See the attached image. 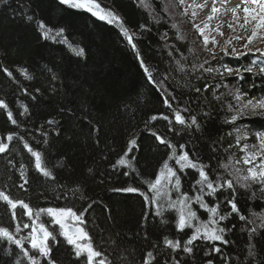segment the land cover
<instances>
[{
	"label": "trees",
	"instance_id": "obj_1",
	"mask_svg": "<svg viewBox=\"0 0 264 264\" xmlns=\"http://www.w3.org/2000/svg\"><path fill=\"white\" fill-rule=\"evenodd\" d=\"M98 1L120 18L130 32L131 44L117 25L61 5L59 0L0 3V101L7 105L0 108V143L8 145L0 153V192L28 204L33 212L72 208L83 216V228L108 264H143L148 252L155 257L152 264H264V228L250 217L253 211H262L264 197L256 199L252 188L243 191L236 186L239 213H232L228 205L232 190L224 188L214 197H204L210 207L219 204L220 214L226 216L219 226L225 228L227 243L197 240L188 245L191 253L183 247L192 231H177L175 212L157 216L138 193L114 191L127 187L146 191L144 181L153 180L168 159L171 149L160 144L153 132L175 145L178 155L184 145L191 159L208 165L211 179L223 175L218 165L232 154L239 155L236 147L229 148L235 144L234 128L254 135L264 131V112L250 113L236 125L225 123L232 115L226 109L228 102H234L232 92L239 89L248 94L246 98L264 96V74L253 60L260 55L248 51L225 55L219 50L213 59L200 47L203 38L195 34L198 42L193 44L189 33L185 38L159 0H148V10L146 0ZM27 16L33 19L28 21ZM38 22L52 29L49 39L43 37ZM61 29L63 35L57 36ZM64 40L82 48L84 55H75ZM141 60L151 72V81ZM225 65L241 68L244 78L204 71L211 67L223 72ZM246 67L253 72L244 71ZM213 93L222 99L218 102ZM165 99L171 108L165 106ZM184 109L181 115L186 120L195 116L199 131L175 123V111ZM9 111L16 124L8 119ZM153 116L157 119L152 120ZM132 140L136 146L127 155ZM24 143L42 154L54 179L36 170ZM121 158L132 167L121 166ZM178 174L182 192L192 195L198 172L185 169ZM248 195L252 196L249 202ZM12 212L0 201V227L12 228ZM54 235L49 259L57 264H85L86 259L77 258L56 230ZM165 237L179 240L181 248L167 247ZM20 251L0 237V264H30ZM33 256L40 264H48V259Z\"/></svg>",
	"mask_w": 264,
	"mask_h": 264
},
{
	"label": "snow or ice",
	"instance_id": "obj_2",
	"mask_svg": "<svg viewBox=\"0 0 264 264\" xmlns=\"http://www.w3.org/2000/svg\"><path fill=\"white\" fill-rule=\"evenodd\" d=\"M7 2L8 0H0V3ZM141 2L143 3V0H141ZM228 2L229 0H211V13L216 14L221 11V9H218L215 6L217 3L226 6ZM59 3L72 9L88 12L97 19L106 21L109 24H119L122 33L128 39L129 43H132V37L128 34L127 29L124 28L120 18L112 11L103 8L97 2V0H59ZM178 3L180 5H184L185 0H178ZM241 5H243L242 8ZM206 6L207 0L204 5H188V7L193 8L200 7L201 10H203V8ZM230 11L233 15V20L238 24L241 19L238 13L242 11L243 23L239 24L241 28H245L249 24L252 25L251 36L247 38L248 42L244 45V48L247 49L248 45L257 38L258 32L264 31V0H240V4L232 7ZM185 14H187V8L185 9ZM192 15L195 16L196 12L193 11ZM26 19L31 21L33 18L31 16H27ZM208 19H213V15H209ZM38 27L42 30L43 37L45 39H49L52 29L46 28L43 22H38ZM194 27L203 37V45L205 49L211 53L213 59H216L217 53L214 51V49L208 48V44L210 42L214 46L216 45L215 39L213 38L210 41L209 35L205 33V29L208 28V25L205 24L203 28L200 27V25H195ZM232 27L233 25L229 24V28ZM215 30L220 35H223L222 32H219V27H217ZM56 35L62 36L63 29L56 32ZM261 38L264 39V37ZM236 39H239V37ZM63 42L68 44L67 40H64ZM226 44H230V41H226ZM68 47L75 55H84V50L82 48H74L71 44H68ZM133 48H135V45H133ZM221 51L225 55L241 56L247 54L246 52L237 53L234 47L231 49V52H229L227 48H221ZM257 51L259 52L260 56L264 57V50L257 49ZM205 63L209 62L205 61ZM141 67L151 81V72L144 65L142 60ZM199 67L203 68L204 66L202 64ZM204 71L208 73L216 72L221 77H223L225 74L232 75L235 73L240 79L244 78L241 68L239 67L232 68L225 65L223 72H221L219 69H213L211 67L204 69ZM244 71L251 73L253 72V68L246 67L244 68ZM258 71L260 74H264V67H260ZM7 74L9 76L12 75L10 72ZM24 74L26 79H30L26 72ZM219 87L220 85H216V88ZM224 87H227V85H224ZM207 88L208 86H206L204 90L207 91ZM196 91L199 92L200 89L197 88ZM213 95L218 102L222 99L221 96H216L215 93H213ZM231 95L234 102H228L226 109L227 112L232 113V115L230 117H226L225 123L236 125L238 120L247 117V115L250 113L256 114L258 112H264V96L259 98L254 96L251 98H246L248 94L241 92L239 89H237L235 92H232ZM164 104L168 108L172 107L171 103L167 99L164 100ZM0 108L7 109V105L0 101ZM25 111H27V109H25ZM181 111H186V109L175 111V123L183 126L186 129L195 127V129L199 131L200 124L198 123L197 118L192 116L189 118V120H186L185 117L181 115ZM7 115L8 119L13 124L17 123L16 120L13 119V115L10 111L7 113ZM151 119L156 120L157 117L153 116ZM162 119L169 120L167 116H163ZM48 123L52 124L54 121H48ZM169 123L171 124L172 121L169 120ZM233 131L236 134L235 144H230L229 148L236 147L241 153H243V155L239 158H236L235 154H232L229 156L226 163H221L218 166L223 168L229 176H232L233 172L237 174L243 173L242 175H237L235 177L236 183L239 184L240 187L247 190L251 189L253 186H259L258 191L264 193V132L255 133L254 143H241L242 141H247L249 139L248 133L239 127H235ZM152 135L155 136L156 140L160 144L166 145L168 149H171V153L168 155V159L163 162L155 178L153 180L144 181V183L147 185V193H151V196L136 187L114 189V191L138 193L144 198L146 203L157 207V211L155 213L157 216L163 217L165 211H174L178 217L176 219L177 231L183 232L186 228L192 229V233L186 240L183 247V251L186 253L192 252V248L188 245H192L194 241L199 239H205L209 242L219 241L221 243H227L223 236L225 228L219 226V222L225 220L226 216L220 214L219 204L210 207L209 204L204 200V194L205 190H207L206 194L208 196L214 197L218 191L224 188L232 190V198L228 200V205L230 206L232 213H239V209L234 199L236 184H234L233 180L231 179H225L223 175H217L215 180L211 179L209 172L206 170L208 165H205L198 160L191 159L189 153L184 151V145H180V154L178 155L175 145H173L170 141L166 140L155 132H153ZM228 135L232 136L233 133L229 132ZM12 139V135L7 137L8 141H11ZM135 146L136 141H130L129 151H131ZM24 148L27 149V151L34 157L36 170L40 172L45 178L54 179L52 172L49 171L43 164L42 154L38 151H35L27 143H24ZM7 149L8 145L6 143H0V153H4ZM169 161H174L175 165L178 167H174L169 163ZM118 163L124 167H132L130 161L124 158H121ZM237 165H243L246 167H237ZM185 169H194L196 172H198L199 178L196 180V185L199 187L198 189L194 187V191H198L199 194L194 197L189 196L186 192H182L181 190V179L178 173L184 172ZM229 169H232V171H229ZM133 171H135V169H133ZM125 174L127 175V173ZM241 181H243V183H241ZM21 187H23V185H21ZM76 191H79V189H76ZM173 193L177 194L175 199H173ZM253 196H255V192H253ZM0 201L6 202L7 205L13 210V218H15L14 210L18 206L24 210V214H26L30 220H32L33 215H35L36 220H39L42 213L46 214L51 218L49 221L50 223L59 226V235L63 236L66 242L73 246L77 258L86 256L85 264H108L106 258H100L102 257V253L94 248L88 232L83 227H81V225L85 224L83 216L81 214H77V212H75L72 208L49 207L39 209V211L33 213V210L28 204L24 203L23 201H13L4 192H0ZM193 203L198 204L201 209L209 214L207 221L200 220L197 215V211L193 209ZM165 205L167 207H165ZM239 218L241 220L245 219L243 215H240ZM36 220H33L32 223V232L30 236L31 248L34 250V252L38 253L39 256L48 259V264H54V262L49 259L51 254L49 240L54 241L56 239V236L54 235L55 230L49 231V229L45 227L44 223H36ZM24 227L28 228L29 225L24 224ZM19 230V226H17V231ZM253 231H255V229H253ZM0 237L7 239L19 247L21 252H23V255L29 260L30 264H40V261L36 258V256L30 255L29 252L24 248L22 241L19 239H14L12 233H10L8 229L0 227ZM81 241H88V243H81ZM164 243L173 251L181 248V242L179 240L174 241L165 237ZM215 251L219 252L220 249L216 248ZM249 254L251 255V252ZM154 259L155 257L153 253L148 252L147 258L144 259L143 264H152Z\"/></svg>",
	"mask_w": 264,
	"mask_h": 264
},
{
	"label": "rangeland",
	"instance_id": "obj_3",
	"mask_svg": "<svg viewBox=\"0 0 264 264\" xmlns=\"http://www.w3.org/2000/svg\"><path fill=\"white\" fill-rule=\"evenodd\" d=\"M159 1H161L164 4L163 11L165 13H167L168 15H170L173 18V20L176 23H178L177 26L179 27L180 30L182 29V31H183V33L185 35V38H186V35H188V33H189L191 35V38H190L191 39V43L192 44L193 43H197L198 41L195 40V34L197 36L198 35L201 36V35L199 34V32L196 30V28L194 26L195 25H200V27L203 28L205 24L208 25L211 22L209 20H205L203 17L199 18V15H197V14L195 16L192 15V12H191V10L188 7V5H189L188 3L190 2V0H185V4L184 5H180L178 3V0H159ZM97 2L101 5V3L98 0H97ZM144 5L147 8V10L151 8V4L148 2V0L144 1ZM242 7L243 6H241V8ZM186 8H187V14H185V9ZM106 10H110V9H106ZM226 12H227V14H230L229 17L221 15L220 13L217 16V19H221V21H222V18H225V21H224L225 23H223L224 25L221 23L220 26H217V27H219V32H222L223 35H220L215 30V29H217V27L216 26H212L211 24H210V26L208 25L209 26L208 29H205V33L207 35H209V40L210 41L213 38L215 39L216 47H217L218 50H221V48H226L227 46H229L230 49H232L234 47L236 49L237 53L244 52L245 51L244 45L248 42L247 38L249 36H251L252 25L249 24L245 28H241L239 26V24L243 23V19H242L243 13H242V11L238 13V15L241 17V19L239 21V24L236 21L233 20V15H232L230 9L229 10L227 9ZM187 20H190L189 21L190 26L187 24V22H188ZM200 21H201V23L199 24ZM229 24H232L233 27L229 28ZM115 25L120 27L119 24H115ZM120 29H121V27H120ZM127 31H128V34L130 35L129 30H127ZM192 36H193V38H192ZM258 36L259 37L254 39L253 42L248 45L249 48H247L246 51L258 52L257 49L264 50V39L261 38V37H264V31L258 32ZM237 37H239V39H236ZM185 38H183V39H185ZM226 41H230V44H226ZM212 45L213 44L210 42L208 44V48H210V46H212ZM200 47H201V49L204 52H207V50L205 49V47L203 45V39H202V45ZM257 63H260V61L258 60ZM246 131H248L249 139L247 141H242L241 143H245V142L254 143L255 142V135L252 134L249 130H246ZM237 150H239V149H237ZM242 155H243V153H241L239 151V155L237 154L236 158H239ZM124 159H126V158H124ZM170 164L173 165L174 167H178V166L175 165L174 161H172V163H170ZM237 167H246V166L237 165ZM229 171H232V169H229ZM234 173L235 172H233V174ZM225 174H226V172H224V175ZM242 174L243 173H240V174L236 173V176L237 175H242ZM232 176H230V177H232ZM225 179H228V178L226 177ZM234 181L236 183V180H234ZM241 183H243V181H241ZM236 185H238V184L236 183ZM183 192L187 193V190H184ZM146 193H147V191H146ZM147 194L149 196H151V193H147ZM191 194L192 195H189V194L188 195L194 197V196L198 195L199 192L196 191V192H192ZM172 196H173V199H175L177 194L173 193ZM151 206L153 207V209L156 212L157 211V207L154 206V205H151ZM192 206H193V209L197 211V215H198V217L200 218L201 221H207L208 220L209 214L207 212H205V211H203L200 214V212L198 210H201V208L199 207L198 204L193 203ZM213 206H215V205H213ZM165 207H167V206L165 205ZM14 211H15V218H13V212H12V219H13L12 220V228H10V229L6 228V229H8L10 233H12L14 239H19V240L22 241L24 248L29 252L30 255H38V253L34 252V250L31 248V243H30V236H31V232H32V223H33V220H36L35 215H33L32 220H30L29 217L26 214H24V210L21 209L19 206ZM19 212H20V215H19ZM33 213H35V212H33ZM257 216H258V218H257V220L255 219V221H256L255 224L257 226L259 225V227L262 229V228H264V226H262V225H264V210L262 211V213L257 214ZM50 220H51L50 217H48L46 214L42 213L40 218H39V220H36V223H44L45 227H47L49 229V231L56 230L59 233L60 232L59 226L58 225L56 226L55 224L50 223L49 222ZM24 224H28L29 227L25 228ZM219 224H220V222H219ZM17 226H19V229H20L19 231H17ZM81 227H83V226L81 225ZM191 231H192V229H191ZM5 240L7 242H9L10 244L15 245L14 243L8 241L7 239H5ZM200 240L207 241L205 239H200ZM207 242H209V241H207ZM81 243H88V241H82ZM214 243H218V241L210 242V245H214ZM73 251H74V254H75L74 248H73ZM22 254H23V252H22ZM83 257L86 259V256H83ZM25 258H27V257H25ZM38 260H39V258H38Z\"/></svg>",
	"mask_w": 264,
	"mask_h": 264
},
{
	"label": "bare ground",
	"instance_id": "obj_4",
	"mask_svg": "<svg viewBox=\"0 0 264 264\" xmlns=\"http://www.w3.org/2000/svg\"><path fill=\"white\" fill-rule=\"evenodd\" d=\"M206 3V0H190V2L188 3L189 5H204ZM237 4H240V0H229V2H228V4L225 6V5H222V4H220V3H217L215 6L218 8V9H221V11L219 12L221 15H224V16H226V17H229L230 16V14H227V12H226V10L228 9H231L232 7H234V6H236ZM241 6H243V5H241ZM211 7H212V3H211V1H207V6L206 7H204L203 8V10H201V8L200 7H189V9L191 10V12H193V11H195L196 12V14L197 15H199V18L200 17H203L204 19H207V20H209L208 19V17H209V15H213V19H211V20H209V21H211V25L212 26H220L221 25V23L223 24V23H225L224 21H225V18H222V21H221V19H217V16H218V14L219 13H216V14H212L211 13ZM220 15V16H221ZM202 21V20H201ZM201 21L199 22V24L201 23ZM210 24H209V26H210ZM224 25V24H223ZM222 25V26H223ZM209 26H208V28H209ZM207 28V29H208ZM257 37H259L258 35H257ZM203 38V37H202ZM216 48V49H215ZM249 48V47H248ZM214 51L217 53L219 50L217 49V47H216V45L214 46ZM245 51H246V49H245ZM248 52H250V53H256V52H251V51H248ZM258 54H259V52H258ZM260 55V54H259ZM254 60V65H259L260 67H264V57H262V56H257L256 58H254L253 59ZM260 61V63H257V61ZM261 132H264V131H261ZM127 155H131V152L130 151H127V153H126ZM218 169H220L221 170V172L223 173V176L226 178H228V179H231V180H233V183L234 184H236L235 183V181L234 180H236L235 179V177H236V173H234L233 174V176L232 177H230L229 175H227V173L224 175V169L223 168H221V167H219ZM238 188H242V187H240L239 186V184L238 185H236ZM194 187L196 188V189H198V186H196V185H194ZM194 187H193V192H196V191H194ZM252 189H254L253 191L255 192V197H256V199H259L260 198V196L262 195L263 197H264V194L263 193H261V192H259L258 191V189L255 187V186H253L252 187ZM242 190L243 191H245L246 189H244V188H242ZM248 190V189H247ZM146 191H147V188H146ZM146 191H144V192H146ZM206 192H207V190H205V194H204V196H208V195H206ZM252 199V196L251 195H248V197L245 199L246 201H248L249 202V200H251ZM150 206H151V204H150ZM152 207V206H151ZM152 209H153V207H152ZM154 210V209H153ZM264 210V206H263V208H262V211ZM199 212H200V214L204 211L203 209H201V210H198ZM262 211H259L258 213H262ZM154 212H155V210H154ZM167 212H169V211H165L164 212V214H166ZM254 212V211H253ZM252 212V215L250 216L251 217V219L252 218H254V219H256L258 216H257V214L258 213H253ZM156 213V212H155ZM257 220V219H256ZM199 241H200V239H199ZM203 241V240H202ZM195 242V241H194ZM204 242H207V241H204ZM219 242V241H218ZM207 243H210V242H207Z\"/></svg>",
	"mask_w": 264,
	"mask_h": 264
},
{
	"label": "water",
	"instance_id": "obj_5",
	"mask_svg": "<svg viewBox=\"0 0 264 264\" xmlns=\"http://www.w3.org/2000/svg\"><path fill=\"white\" fill-rule=\"evenodd\" d=\"M81 242H82V241H81ZM70 246H72V245H70ZM54 264H57V263L54 262Z\"/></svg>",
	"mask_w": 264,
	"mask_h": 264
}]
</instances>
